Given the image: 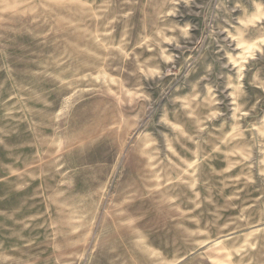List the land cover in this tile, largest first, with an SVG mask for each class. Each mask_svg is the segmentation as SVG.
<instances>
[{"label": "rangeland", "instance_id": "1", "mask_svg": "<svg viewBox=\"0 0 264 264\" xmlns=\"http://www.w3.org/2000/svg\"><path fill=\"white\" fill-rule=\"evenodd\" d=\"M0 264H264V0H0Z\"/></svg>", "mask_w": 264, "mask_h": 264}]
</instances>
